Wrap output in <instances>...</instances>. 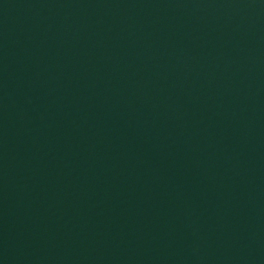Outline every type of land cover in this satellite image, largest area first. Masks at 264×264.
I'll list each match as a JSON object with an SVG mask.
<instances>
[{
  "label": "water",
  "instance_id": "95a60500",
  "mask_svg": "<svg viewBox=\"0 0 264 264\" xmlns=\"http://www.w3.org/2000/svg\"><path fill=\"white\" fill-rule=\"evenodd\" d=\"M0 264H264V0H0Z\"/></svg>",
  "mask_w": 264,
  "mask_h": 264
}]
</instances>
